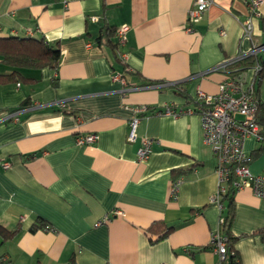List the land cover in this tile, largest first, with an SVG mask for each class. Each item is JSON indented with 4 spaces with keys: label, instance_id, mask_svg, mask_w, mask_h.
Segmentation results:
<instances>
[{
    "label": "crops",
    "instance_id": "crops-1",
    "mask_svg": "<svg viewBox=\"0 0 264 264\" xmlns=\"http://www.w3.org/2000/svg\"><path fill=\"white\" fill-rule=\"evenodd\" d=\"M246 1L215 0L188 32L195 0H0V39L42 40L60 50L57 69H15L0 56V75L30 79L0 83V227L21 229L0 241V257L10 264H217L212 234L221 211L210 204L217 160L200 115L139 114L135 142L128 123L133 107L195 110L199 90L218 93L228 74L214 69L252 47L242 39ZM260 14L255 38L264 44V4ZM123 25L130 27L128 68L117 55ZM115 72L125 84L113 80ZM243 74L252 80V69ZM255 85L264 104V76ZM87 134L98 141L78 146ZM146 138L154 140L152 155L140 163ZM245 151L251 172L263 173L264 145L248 139ZM234 203L239 264H264V199L246 188ZM39 218L50 228L32 233ZM156 222L175 229L152 243Z\"/></svg>",
    "mask_w": 264,
    "mask_h": 264
},
{
    "label": "built area",
    "instance_id": "built-area-1",
    "mask_svg": "<svg viewBox=\"0 0 264 264\" xmlns=\"http://www.w3.org/2000/svg\"><path fill=\"white\" fill-rule=\"evenodd\" d=\"M249 16L241 21L242 39L251 42L252 47L249 53H241L238 57L226 59L218 65L214 71H222L228 74L219 87L218 93L209 95L201 90L197 94V107L195 110H186L180 107L166 106L160 111H150L149 107H133L136 113L133 119L128 123L130 133L129 141H136V132L141 117L139 114L166 115L177 117L185 113H198L201 117V124L204 133V142L209 146L217 160L216 173L218 176V190L211 197L210 204L217 206L221 211L219 219V228L212 234L213 250L218 256L217 264H225L228 260V241L221 227L225 223L223 216L224 205L223 197L230 191L235 193L246 188H251L253 193L264 199V172L255 175L250 170L251 157L245 151V143L248 139H254L258 143L264 145V136L260 133V125L258 123V112L261 100L256 94V79L263 70L264 65L260 62L252 67L253 78L250 82L246 76L242 74H231L230 66L239 61L250 57L259 56L264 53V44L259 43L255 38V19L260 18V7L264 4V0H247ZM215 5V0H195L193 7L188 13V32H193L195 24L199 23L204 14ZM92 21H97V17H92ZM130 27L123 25L117 29L118 47L117 55L121 63L126 67L129 53L124 50L128 41V33ZM224 34V31H221ZM88 48L92 44L87 45ZM113 80L125 84L122 72H115ZM127 109L131 107L126 106ZM151 112V113H150ZM99 136L97 134L79 135L76 138L78 146L89 145L97 142ZM154 140L146 138L143 140L142 146L138 151V161L144 163L149 160L152 155V146ZM5 169L9 168V164L5 163ZM181 180H175L171 184L170 195L173 198L178 197ZM119 211H114L117 215ZM109 216L104 217L97 223L101 226L109 221Z\"/></svg>",
    "mask_w": 264,
    "mask_h": 264
},
{
    "label": "trees",
    "instance_id": "trees-1",
    "mask_svg": "<svg viewBox=\"0 0 264 264\" xmlns=\"http://www.w3.org/2000/svg\"><path fill=\"white\" fill-rule=\"evenodd\" d=\"M111 31V30H109ZM0 56L3 57V62L8 66L15 69H33L42 70L45 68L57 69L60 63V50L56 47L45 44L42 40L36 39H20V38H8L0 39ZM260 62L264 65V56H250L238 63L230 66L229 72L231 74H242L247 69L254 67L256 63ZM264 76L263 70L259 73L256 81L260 83ZM30 81V79L24 78L18 71H14L9 75H0V83L7 82H21ZM257 94V92H256ZM184 95V94H182ZM185 96V95H184ZM198 103V102H197ZM198 105V104H197ZM258 123L260 125L261 134L264 136V104H260L259 112L257 115ZM235 192L230 191L223 197V204L228 202L226 211L224 209L223 216L225 223L221 227L222 233L229 238L228 241V259L230 264L240 263L239 255L235 249L237 238H233L231 235V228L235 218ZM50 225L44 220L39 218L36 224L31 228L32 233H36L39 230H49ZM174 227L166 224L165 222L154 223L149 231L156 236L152 243L162 241L174 231ZM21 232L20 227L15 230H8L4 227H0V241L1 244L14 240ZM0 264H10L6 256L0 257ZM70 264H77L75 260H72Z\"/></svg>",
    "mask_w": 264,
    "mask_h": 264
}]
</instances>
